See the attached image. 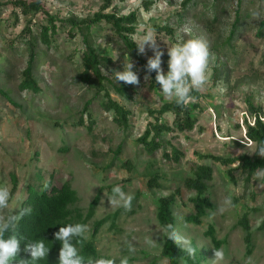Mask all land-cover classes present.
<instances>
[{
	"label": "rangeland",
	"instance_id": "1",
	"mask_svg": "<svg viewBox=\"0 0 264 264\" xmlns=\"http://www.w3.org/2000/svg\"><path fill=\"white\" fill-rule=\"evenodd\" d=\"M15 1L0 0V185L7 186L12 194L6 212L23 206L29 185L40 189L45 181L56 187L70 182L80 198L75 208L83 215L100 196L85 233L87 239L95 241L99 257L115 259L116 264L124 256L129 258V264H151L154 260L156 264H164L166 231L157 221L158 200L174 194L176 230L196 244L201 264H246L249 257L254 264H264V229L259 230L264 222L262 179H256L254 174L247 181L248 174L236 167L238 163L226 167L197 155L258 156L250 154L254 145L246 136V122L253 124L249 102L264 110V38L257 36L264 19L254 20L252 16L256 11L264 15V0H192L187 9L182 7L184 0H113L105 11L119 16L137 12L133 39L139 44L151 31L163 53L179 39L199 37L209 46L208 82L200 90L203 96L200 108L192 110L198 119L195 128L163 136L164 148L171 151L172 144L184 153L178 164L166 161L163 150L153 157L143 152L138 139L149 123L156 122L150 110H159L170 101L162 95L159 84L154 86L151 78L144 79L148 74L105 21L91 29L98 54L111 60L100 67L105 78L104 90L89 87L78 77L83 71L82 35L73 37L62 21L93 18L105 0H42L43 11L30 15L22 14ZM146 2L151 4L147 7ZM45 13L58 18V33L50 49L37 43L43 53L39 59L41 66L35 71L41 92H23L19 85L29 60L23 36L28 35L26 30L30 26L31 37H38L40 27L46 24ZM237 19L238 27L228 44ZM211 22L210 30L207 26ZM166 26L173 29V35L164 29ZM142 55L147 60L154 53L145 45ZM130 61L140 84L130 85L132 89L123 97L111 85L117 83L113 71H123L124 64ZM105 92L131 111L127 128L119 126L114 115L102 106ZM81 118L83 123H79ZM159 122L175 127V116L165 114ZM65 145L68 151L60 152ZM119 146L121 151L116 153ZM128 161L132 164L130 170L124 166ZM149 162L153 164L149 166ZM199 164L214 169L208 191L213 207L206 211L202 223L196 225L184 220L196 213L190 201L194 194L184 183ZM229 168L234 170L235 181L227 171ZM154 172H159L158 184L164 188L148 187L147 181ZM117 185L134 196L131 211L110 206L108 196L112 194L111 187ZM226 197L231 198L234 206L220 213L218 206ZM121 209L114 225L112 220L107 221L92 236L96 222ZM245 214L253 234L250 242L246 239L248 232L239 225ZM209 226L214 228L216 239L224 242L218 248L223 249V260L214 261L217 248L205 235ZM129 243L134 252L128 250ZM178 264L186 262L180 259Z\"/></svg>",
	"mask_w": 264,
	"mask_h": 264
},
{
	"label": "trees",
	"instance_id": "2",
	"mask_svg": "<svg viewBox=\"0 0 264 264\" xmlns=\"http://www.w3.org/2000/svg\"><path fill=\"white\" fill-rule=\"evenodd\" d=\"M42 0H35L28 2L26 0H17L14 5L20 9L21 13L24 15L36 14L43 11ZM123 1V0H121ZM192 0H184L182 2L183 8H188ZM216 1V0H215ZM113 0H105L101 10L94 15L93 18L86 20H77L69 18L63 20L62 24L71 31V35L74 37L76 34L80 33L82 35L83 44L85 46L84 51L81 55V64L83 71L79 74L80 80L86 83L89 87H97L99 91L104 90V85L102 80L105 78L101 73V65L103 63H108L111 60L105 57H101L95 47L91 29L96 24L105 21L112 26L115 35L123 42L129 55L136 61L139 67L147 73L145 65L147 60L142 54H138V43L133 39L134 34L137 31V12H131L128 15L119 16L116 12L105 13V11L112 5ZM148 7L150 2L145 3ZM1 5V2H0ZM46 24L40 27L38 37H31V28L27 27V36H23L24 41L27 44V49L29 51V60L26 69L23 71V80L19 85V89L23 92L30 91L36 94L41 92L38 80L35 77V71L40 68L39 59L42 56V51L37 48V43L40 42L41 45L46 46L50 49L55 40V36L58 33V26L56 21L57 17L45 13ZM214 22L217 21L215 17ZM239 19L233 24V29L231 30L230 36L227 39L229 44L235 30L238 27ZM211 25L207 27L211 30ZM168 33L173 35L174 31L170 27L166 26L164 28ZM257 36L259 38H264V20L259 25L257 30ZM162 69L167 74L168 71V55L164 53L162 56ZM2 70L0 69V72ZM151 78V84L156 86L158 83L155 81L156 73H147ZM116 80V78H115ZM117 81V80H116ZM113 89L120 95L125 97L132 88L130 84H126L121 81L117 83H112ZM2 95L6 96L4 92ZM196 99L192 105L187 107L178 106L175 100L166 102L162 105L159 110H150L149 114L151 117L156 118L155 123H149L144 134L138 139L139 144L143 148L148 156L153 157L154 154L163 150V156L169 163H180L181 159L184 157V153L178 149L177 146L170 144L171 151L164 148L163 136L168 132H186L192 131L197 124L198 119L192 115V110L194 108H200L199 100L203 97L200 91H193L191 93ZM106 99L102 102L104 109L114 115V121L121 127L127 128L129 126V120L131 111L124 108L117 101L113 100L109 92H105ZM105 98V97H104ZM249 112L251 113L253 124L246 122V136L252 142L264 141V110L262 107H255L249 102ZM173 114L175 116V127H171L167 122H159L160 118L165 114ZM84 120L81 118L79 123H83ZM122 146L118 147L119 153ZM60 152L68 151V146H64L59 149ZM198 158L201 159H212L214 164H221L226 167H232L234 164L238 163L236 166L243 173H247V181L252 179L258 168H264V157L259 155L252 158L249 155H241L234 158H225L214 155H202L197 153ZM153 163L149 162L148 165L151 166ZM129 170L132 167L130 161L124 164ZM148 168V167H147ZM228 173L233 181V169L229 168ZM159 172L152 173V176L147 181L149 188L160 187L164 188L161 184H158L160 180ZM214 180V169L211 165L199 164L195 167L192 177L185 180L184 186L186 189L193 193L194 196L191 198V202L196 210L195 215L184 218L187 223H193L200 225L202 223L201 219L206 216V211L212 209V204L209 199L208 191L209 186ZM16 183V178H13ZM264 185V179L261 180ZM115 187V186H113ZM111 187V191L112 188ZM181 190H177L179 193ZM79 195L75 189L72 188L70 182H66L61 187H56L50 182V188L43 190V185L40 189L35 188L32 185L28 187V196L25 199L22 207H30L32 209L30 215H26L19 223L18 226V237L21 238L19 253L20 258L29 259V254L23 251L25 242L27 240L44 239L45 245L49 248V253L47 257L43 260L37 262V264H58V254L61 244L59 241L55 240L54 233L58 231L59 227L67 223H82L88 224V222L94 217L96 208L99 204L100 196H97L91 203L89 210L86 215L75 208V205L79 201ZM157 208V221L160 226L165 230V225L172 224L176 229L177 217L174 214V206L176 204L175 195H169L166 197H161L158 200ZM123 210H119L114 214L106 216L104 219L95 223L93 234L94 237L99 229L104 225L105 222L112 220L114 225L115 220L118 218L119 214ZM132 213V212H131ZM239 225L243 227L247 234V241L250 242L252 233L250 232L249 218L248 214H245L239 221ZM264 229V222L261 224L259 230ZM166 231V230H165ZM205 235L212 239L213 244L218 249L220 245L224 242L217 240L215 236V230L212 226L205 231ZM192 247L196 249V256L189 257L184 251L177 247L172 241L166 238L164 247L162 250V257L170 261L171 264H178L180 259L185 260L186 264H201V258L199 256V250L196 244L191 243ZM251 252V251H249ZM80 254L87 256L99 257L98 250L95 241L92 239H85L83 247ZM151 264H156L155 260Z\"/></svg>",
	"mask_w": 264,
	"mask_h": 264
},
{
	"label": "clouds",
	"instance_id": "3",
	"mask_svg": "<svg viewBox=\"0 0 264 264\" xmlns=\"http://www.w3.org/2000/svg\"><path fill=\"white\" fill-rule=\"evenodd\" d=\"M254 20L264 19L259 11L253 12ZM145 45L153 50L154 55L147 59L145 68L147 73H156L155 81L160 85L162 95L165 99L172 101L181 107H187L195 101L191 95L193 91H200L208 82V64L210 51L207 42L199 37L187 40L179 39L177 42L168 45L167 55L168 71L164 73L162 56L164 53L159 49L156 39L149 31L137 46L138 54H145ZM134 64L130 61L124 64L123 71H113L117 81L130 85H139L140 79L137 72L133 71ZM145 80L150 79L145 75ZM254 151L250 154L264 157V141L252 142ZM256 179H264V168H258L255 172ZM50 188V181H45L43 190ZM11 192L5 185H0V264H37L49 253L44 239L27 240L23 251L29 254L30 258H20L21 238L18 237V226L20 221L30 215V207H18L11 212H6L11 199ZM134 196L128 194L117 185L112 188V194L108 196L110 206L122 207L125 211H131ZM230 197H226L218 211L223 213L226 208L233 207ZM166 238L172 241L177 247L184 251L189 257L196 256V249L192 247L191 241L182 236L172 224L165 225ZM88 226L82 223H67L59 227L54 233L55 240L59 241L61 247L58 254V264H116L115 259L104 257L83 256L80 251L86 239L85 233ZM128 250L134 252L135 248L129 243ZM214 261L223 260V249H214ZM119 264H129V258H120ZM164 264H167L165 258ZM246 264H254L252 257H249Z\"/></svg>",
	"mask_w": 264,
	"mask_h": 264
}]
</instances>
